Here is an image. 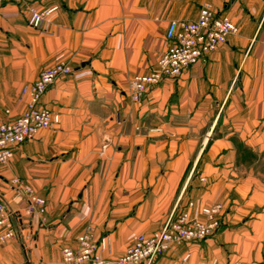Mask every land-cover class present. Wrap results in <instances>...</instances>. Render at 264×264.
<instances>
[{
    "label": "crops",
    "instance_id": "1",
    "mask_svg": "<svg viewBox=\"0 0 264 264\" xmlns=\"http://www.w3.org/2000/svg\"><path fill=\"white\" fill-rule=\"evenodd\" d=\"M49 4L60 8L43 30L29 26L21 5L0 9V121L18 117L17 97L41 70L74 68L43 97L59 121L16 148L0 171V195L21 213L16 237L0 245V264H61L63 249L88 229L106 241L104 257H118L190 201L193 213L222 203L229 221L249 217V228L175 246L154 264H264V0ZM203 5L239 32L132 102L130 80L151 72L167 49L170 21L196 20ZM14 177L45 199V214L25 212L29 199Z\"/></svg>",
    "mask_w": 264,
    "mask_h": 264
},
{
    "label": "built area",
    "instance_id": "2",
    "mask_svg": "<svg viewBox=\"0 0 264 264\" xmlns=\"http://www.w3.org/2000/svg\"><path fill=\"white\" fill-rule=\"evenodd\" d=\"M34 0H0V9L8 2L27 3ZM60 6L47 8L42 14L33 10L30 25L44 29V16L48 19L58 12ZM239 28L229 16L219 14L211 5H203L196 20L170 21L166 38L169 46L159 57L154 68L147 74L135 75L129 83L128 92L132 102L143 101L147 92L161 84L166 78L178 79L186 68L206 62L211 54L227 43L231 35L237 34ZM74 68L68 62H60L43 69L38 78L23 88L29 96L26 111L14 121L0 122V171L7 166L14 156L16 148L32 139L40 130L49 129L59 121L50 108L42 102L48 88L62 76H70ZM107 144L101 148L103 156ZM11 185L24 192L29 199L25 212L45 214L46 201L35 194L34 189L19 179H11ZM193 203H190V207ZM224 207L215 204L203 207L202 218L191 215L189 210L171 216L157 231L141 233L133 243L117 258L103 257L101 251L106 249V241L97 242L88 229L78 238L76 247H66L62 251L61 264H154L157 257L167 252L172 244L198 241L212 235L222 225ZM21 215L12 211L0 195V245L16 237L14 219ZM188 253L184 260H188Z\"/></svg>",
    "mask_w": 264,
    "mask_h": 264
},
{
    "label": "rangeland",
    "instance_id": "3",
    "mask_svg": "<svg viewBox=\"0 0 264 264\" xmlns=\"http://www.w3.org/2000/svg\"><path fill=\"white\" fill-rule=\"evenodd\" d=\"M45 0H34V1H30V2H27V3H22V4H18V3H14V4H17V5H21L24 9H25V11L27 12V14H28V24H29V26H31L30 25V19L32 18V16H33V13H32V11L33 10H37V11H39V12H41L42 14H45V13H43V12H45L46 10H47V8H49V7H52V6H54V5H56V4H49V5H43V2H44ZM8 3H12V2H8ZM8 3H6V4H8ZM5 4V5H6ZM4 5V6H5ZM58 5V4H57ZM3 6V7H4ZM60 6V5H59ZM59 11V10H58ZM57 14H58V12H55L54 13V15H52L49 19H48V17H46V16H44V19H43V21H44V25L45 26H48L55 18H56V16H57ZM32 27V26H31ZM32 28H34V27H32ZM46 28V27H45ZM44 28V29H45ZM35 29H37V28H35ZM39 30H43V29H39ZM71 65V64H70ZM48 68V67H47ZM42 71V70H41ZM26 99V100H25ZM28 100H29V96L27 95V94H24V93H21L20 95H18V97H17V100H16V103L18 104V105H21V110L20 109H17L18 107H16V111L17 112H19V114H18V117L19 116H21L25 111H26V109H27V104H28ZM131 100V99H130ZM42 102H43V100H42ZM17 105V106H18ZM6 113H7V111H5ZM13 112V111H12ZM11 113V112H10ZM10 113H7V114H10ZM18 117H16V118H18ZM15 118V119H16ZM14 119V120H15ZM14 120H12V121H14ZM0 122H7V121H0ZM9 122V121H8ZM199 180L201 181V183H204V184H206V183H208V179L206 178V177H203V176H200L199 177ZM190 203H193V206H191L190 207ZM215 204H221V205H223L222 203H214V204H212V205H209V206H204V207H210V206H213V205H215ZM194 206H195V203L193 202V201H190L189 203H188V205L186 206V207H184V208H182L180 211H178L177 213H175V214H173V215H171V216H175V215H177L179 212H181V211H186V210H189L190 212H191V215H193V216H196V217H200V218H202V216H201V214H200V211H201V209L203 208V207H200L198 210H197V212H192V209L194 208ZM223 207H224V211H223V217H222V225L212 234V235H210V236H208V237H206L205 239H201V240H198V241H191V242H184V243H182V244H172L171 245V247H170V249L167 251V252H169L173 247H175V246H181V245H186V244H191V243H202V242H204V241H206L207 239H209V238H211V237H213L215 234H217L220 230H223V229H233V228H240V227H238V226H241V227H246V228H249V223L247 222L248 221V219H249V217H247V218H245L244 220H242L241 222H239V223H235V222H233V221H229L227 218H226V215H227V213H226V211L228 212V210H230V207H228V206H225V205H223ZM260 210H262L261 208H257L256 207V209H254L253 211H251L250 212V214H254V213H259L260 212ZM226 214V215H225ZM170 216V217H171ZM169 217V218H170ZM168 218V219H169ZM168 221V220H167ZM166 221V222H167ZM165 222V223H166ZM164 223V224H165ZM163 224V225H164ZM162 225V226H163ZM159 230V229H158ZM155 232V231H154ZM95 240V239H94ZM77 246V245H76ZM76 246H66V247H76ZM130 246V245H129ZM65 247V248H66ZM128 248V247H127ZM126 251V250H125ZM167 252H165V253H167ZM165 253L164 254H162V255H165ZM103 256V255H102ZM121 256V255H120ZM120 256H118V257H120ZM161 256V255H160ZM186 256V255H185ZM104 257V256H103ZM107 258V257H106ZM110 258H117V257H110ZM158 259V257L156 258V260ZM155 260V261H156ZM183 260H184V258H183ZM185 261V260H184ZM187 261V260H186Z\"/></svg>",
    "mask_w": 264,
    "mask_h": 264
}]
</instances>
